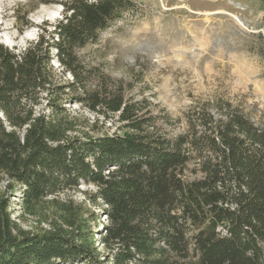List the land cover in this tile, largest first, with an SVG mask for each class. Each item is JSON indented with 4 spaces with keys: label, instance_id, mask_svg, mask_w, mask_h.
Instances as JSON below:
<instances>
[{
    "label": "trees",
    "instance_id": "16d2710c",
    "mask_svg": "<svg viewBox=\"0 0 264 264\" xmlns=\"http://www.w3.org/2000/svg\"><path fill=\"white\" fill-rule=\"evenodd\" d=\"M52 2L63 6L53 30L21 50L0 43V264H264V117L221 98L180 129L135 93L141 78L80 52L142 15L140 0H40L25 14ZM88 184L82 202L61 197ZM28 217L49 228L26 229Z\"/></svg>",
    "mask_w": 264,
    "mask_h": 264
},
{
    "label": "rangeland",
    "instance_id": "374dc122",
    "mask_svg": "<svg viewBox=\"0 0 264 264\" xmlns=\"http://www.w3.org/2000/svg\"><path fill=\"white\" fill-rule=\"evenodd\" d=\"M38 1L0 0V43L21 50L39 38L42 25L49 31L54 29L63 17V6L56 2L41 3L26 15V9ZM140 1L142 15H127L115 21L101 33L98 42L80 51L88 63H99L116 77L132 79L134 74L141 78L135 93L138 95L142 88L151 100L166 106L179 121L180 129L187 128L186 113L193 106L204 101L214 103L221 98L239 106L253 120L261 121L264 117V10L260 0ZM17 7L18 18L25 16L30 21L22 30L16 24ZM54 65L59 68L57 61ZM70 110L95 117L78 104L70 105ZM106 127L112 132L116 129L111 121ZM96 190V185H81L61 197L82 202L86 200V192ZM12 199L11 209L17 218L19 200ZM88 204L93 210H100V206ZM105 219L103 214L101 220ZM20 223L29 230L49 228L48 223L39 225L33 217ZM95 236L99 240L100 236Z\"/></svg>",
    "mask_w": 264,
    "mask_h": 264
}]
</instances>
